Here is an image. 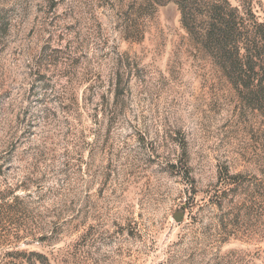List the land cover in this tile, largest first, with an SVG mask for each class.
<instances>
[{"label":"rangeland","instance_id":"1","mask_svg":"<svg viewBox=\"0 0 264 264\" xmlns=\"http://www.w3.org/2000/svg\"><path fill=\"white\" fill-rule=\"evenodd\" d=\"M0 264H264V114L174 4L0 0Z\"/></svg>","mask_w":264,"mask_h":264},{"label":"trees","instance_id":"2","mask_svg":"<svg viewBox=\"0 0 264 264\" xmlns=\"http://www.w3.org/2000/svg\"><path fill=\"white\" fill-rule=\"evenodd\" d=\"M150 11L172 3L182 27L233 85L239 98L264 114V24L240 5L247 0H132ZM249 2V0H248Z\"/></svg>","mask_w":264,"mask_h":264}]
</instances>
